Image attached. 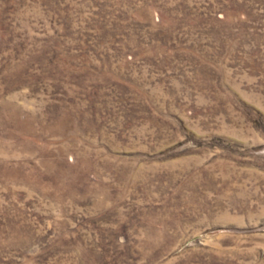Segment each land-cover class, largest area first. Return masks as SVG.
I'll use <instances>...</instances> for the list:
<instances>
[{"label":"rangeland","instance_id":"rangeland-1","mask_svg":"<svg viewBox=\"0 0 264 264\" xmlns=\"http://www.w3.org/2000/svg\"><path fill=\"white\" fill-rule=\"evenodd\" d=\"M0 264H264V0H0Z\"/></svg>","mask_w":264,"mask_h":264},{"label":"trees","instance_id":"trees-1","mask_svg":"<svg viewBox=\"0 0 264 264\" xmlns=\"http://www.w3.org/2000/svg\"><path fill=\"white\" fill-rule=\"evenodd\" d=\"M219 11H217V13H218ZM216 13V12H215Z\"/></svg>","mask_w":264,"mask_h":264}]
</instances>
